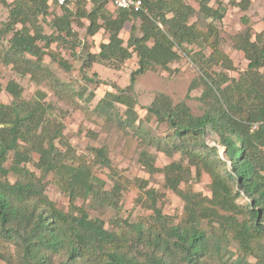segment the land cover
Here are the masks:
<instances>
[{
    "label": "trees",
    "instance_id": "16d2710c",
    "mask_svg": "<svg viewBox=\"0 0 264 264\" xmlns=\"http://www.w3.org/2000/svg\"><path fill=\"white\" fill-rule=\"evenodd\" d=\"M193 1L197 9L186 0H141V9L133 12L111 10L106 0H79L72 8L49 0H0L8 7L7 20H0V65L28 75L65 105L77 109L82 108L78 99L92 101L95 94L87 86L103 82L95 72L87 74L93 63L119 68L136 57L129 83L112 84L93 110L107 125L131 133L142 168L150 176L162 174L164 187L183 201L181 213H165L158 205L163 193L147 187V179L130 180L114 169L105 145H89L77 154L46 93L37 90L27 99L9 79L0 84V93L12 96L9 103L0 100V259L5 264H250L249 258L264 264V30L253 34L250 19L242 15L245 27L231 40L247 64L232 76L219 23L227 5L246 11L252 0H216V6ZM83 19L88 36L100 29L107 34L96 52L84 47L74 28ZM127 22L124 40L120 33ZM53 43L81 53L83 85L63 78L71 64ZM181 54L198 70L199 83L193 81L190 89L203 85L200 97L210 94L214 104H203L195 114L184 100L156 93L144 109L147 118L166 126L157 134L131 112L134 86L149 70L172 74ZM117 105L125 106L124 114ZM208 130L217 137L213 145L206 142ZM155 152L170 161L157 165ZM204 176L208 195L192 189ZM49 181L57 183L63 206L45 193ZM131 184L139 189L135 205L150 210L136 219L120 215ZM107 211L112 214L106 220Z\"/></svg>",
    "mask_w": 264,
    "mask_h": 264
},
{
    "label": "rangeland",
    "instance_id": "374dc122",
    "mask_svg": "<svg viewBox=\"0 0 264 264\" xmlns=\"http://www.w3.org/2000/svg\"><path fill=\"white\" fill-rule=\"evenodd\" d=\"M11 0H5L10 2ZM193 5L196 9L198 5L193 0H186ZM216 0H211L210 4L216 6ZM224 4L228 3V0H221ZM111 10L113 7L108 5ZM246 15L250 19L252 27V33H256L264 30V0H252L250 7L246 11L240 10L238 7L227 5L226 14L219 23L221 30L222 43L221 47L224 52L232 59L234 70L229 71L230 75L238 76L239 72L246 68L247 61L243 56V53L234 48L231 36L244 29V24L241 21L242 15ZM8 7L4 2L0 3V20H7ZM49 18V15H48ZM83 25H76L74 28L77 30L79 38L84 41L85 48H88L90 52L98 51V45L100 42L107 41V34L100 29L94 36L90 37L86 34V20H82ZM139 21L136 20L138 25ZM131 23H125L120 36L126 40L128 37ZM43 29L45 32H49V28L43 23ZM52 48L56 49L55 44H52ZM60 52L61 56L68 60L71 64V70L69 73H62V76L67 81H72L76 87L83 85L84 83L80 79L79 70L82 67L81 53L73 55L70 51L62 48L56 49ZM78 50V49H77ZM172 74L166 71L157 69L155 71H146L140 75L134 86V97L136 104L133 106L132 111L137 115V118L142 119V126L144 128H151L153 132L157 134H164L166 126L163 124H157L152 118L145 116L144 106L148 105L156 93H164L168 95L174 102L184 100L191 108L192 112L198 114L201 112V106L206 104L212 106L214 99L210 94H206L202 97L203 85H199L196 88L190 89L193 81L199 83L198 70L195 65L189 60V58L181 54V58L172 63ZM137 68L136 57L125 61L119 68L107 67L100 63H93L86 72L92 75L96 73L97 78L103 82L92 84L87 86L88 91H93L95 96L90 103L83 102L81 99L77 100V104L82 108H74L58 101L57 98L42 84L37 85L30 80L29 76H20L14 72L10 66L0 65V84L5 86L9 79H14L22 87V95L27 99H34L37 90H43L46 93L45 100L52 102L56 106V112L63 116L65 123L64 133L69 139L71 145L75 148L77 154H85L87 146H102L105 145L108 148L109 158L111 166L117 169L120 173L124 174L126 178L133 179L135 177L147 179V187H153L156 190L163 193L159 206L167 214L173 215L181 213L183 208V201L173 192L164 187L163 175L156 173L150 176L139 164L137 160V140L131 135V133H125L123 131H117L112 125H107L102 117H100L96 111L93 110L95 103L105 94L106 91L112 90V84L119 87H124L129 83L130 72ZM264 73V67L261 68ZM190 89V90H189ZM199 97L201 99H199ZM0 100L4 103H9L12 100V96L6 93L4 90L0 93ZM120 114H124L125 106L117 105ZM217 140V137L211 130L207 131L206 142L208 145H213ZM222 153V148L220 149ZM157 165L163 166L170 160L161 152H155ZM35 160L37 156H34ZM29 168L38 171L33 165H29ZM50 179V178H48ZM209 179L204 176L201 181L193 182L192 189L194 191L202 192L205 195L209 194L207 184ZM109 185V184H108ZM182 186V185H181ZM47 196L63 206L65 199L60 192L58 185L54 181H49L45 188ZM139 189L136 185L131 184L124 192L121 199L122 206L120 215L122 217L129 216L131 219H136L137 215L149 213L150 210H145L139 205H135L134 199L137 197ZM112 212L107 211L104 215V219H108ZM6 249V248H5ZM0 250H2L0 248ZM13 252V246H10L7 251ZM249 263L253 264V258H249ZM0 264H5L0 259Z\"/></svg>",
    "mask_w": 264,
    "mask_h": 264
},
{
    "label": "built area",
    "instance_id": "2783aa9c",
    "mask_svg": "<svg viewBox=\"0 0 264 264\" xmlns=\"http://www.w3.org/2000/svg\"><path fill=\"white\" fill-rule=\"evenodd\" d=\"M79 0H49V2L54 3L57 6H66L72 8L76 2ZM87 3H91L94 0H82ZM108 4L117 9L130 10L133 12H138L141 9V0H106ZM255 127V126H254Z\"/></svg>",
    "mask_w": 264,
    "mask_h": 264
},
{
    "label": "water",
    "instance_id": "95a60500",
    "mask_svg": "<svg viewBox=\"0 0 264 264\" xmlns=\"http://www.w3.org/2000/svg\"><path fill=\"white\" fill-rule=\"evenodd\" d=\"M223 153V152H222Z\"/></svg>",
    "mask_w": 264,
    "mask_h": 264
}]
</instances>
